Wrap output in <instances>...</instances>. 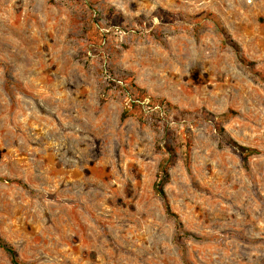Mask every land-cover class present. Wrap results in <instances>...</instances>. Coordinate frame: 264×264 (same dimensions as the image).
Instances as JSON below:
<instances>
[{"label": "rangeland", "instance_id": "1", "mask_svg": "<svg viewBox=\"0 0 264 264\" xmlns=\"http://www.w3.org/2000/svg\"><path fill=\"white\" fill-rule=\"evenodd\" d=\"M0 180L19 264H264V0H0Z\"/></svg>", "mask_w": 264, "mask_h": 264}, {"label": "trees", "instance_id": "2", "mask_svg": "<svg viewBox=\"0 0 264 264\" xmlns=\"http://www.w3.org/2000/svg\"><path fill=\"white\" fill-rule=\"evenodd\" d=\"M215 22L218 25V27H220L223 35L226 37V40L228 41L230 46H232V48L235 50L239 62L241 64H243V65L254 66V64L248 63L247 60L245 59V57L242 56L240 47L235 43V41H233L230 38L229 34L227 33L226 29L222 26V24L218 20L215 21ZM227 142H228V144L230 146H232L233 148L241 151L246 156H252V155L258 154V151L242 147V146L238 145V143H236L232 139L231 140L229 139ZM166 149H167V151L169 153V157L167 159H165L164 161H162L161 164H160L159 176H158L157 182L155 183V187L154 188H155L156 193L163 200V203H164V206L166 208L167 213L170 214V215H174L173 212H172L171 206L169 204V201H168V198H167V194L165 192V186L170 180V170L176 164L175 163L176 156H175L174 149H173L172 146H167ZM0 181H5V180H0ZM16 184L20 185L22 187H26V185H24L21 182H16ZM179 225H180V228H181L182 225L180 223H179ZM0 249L4 250L6 253H8L11 256L13 264H19L15 249L10 244H8L6 241H4L1 237H0Z\"/></svg>", "mask_w": 264, "mask_h": 264}]
</instances>
